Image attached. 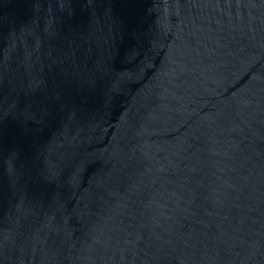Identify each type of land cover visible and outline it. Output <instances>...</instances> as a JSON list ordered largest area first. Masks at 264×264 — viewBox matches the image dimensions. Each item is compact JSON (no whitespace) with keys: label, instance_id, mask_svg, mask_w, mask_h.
I'll return each instance as SVG.
<instances>
[{"label":"water","instance_id":"1","mask_svg":"<svg viewBox=\"0 0 264 264\" xmlns=\"http://www.w3.org/2000/svg\"><path fill=\"white\" fill-rule=\"evenodd\" d=\"M0 264H264V0H0Z\"/></svg>","mask_w":264,"mask_h":264}]
</instances>
